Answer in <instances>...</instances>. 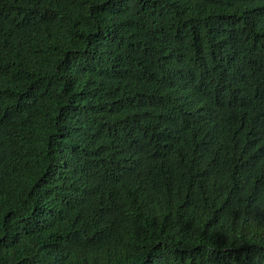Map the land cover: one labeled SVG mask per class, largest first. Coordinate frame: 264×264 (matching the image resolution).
I'll use <instances>...</instances> for the list:
<instances>
[{
    "label": "trees",
    "instance_id": "16d2710c",
    "mask_svg": "<svg viewBox=\"0 0 264 264\" xmlns=\"http://www.w3.org/2000/svg\"><path fill=\"white\" fill-rule=\"evenodd\" d=\"M0 264H264V0H0Z\"/></svg>",
    "mask_w": 264,
    "mask_h": 264
}]
</instances>
